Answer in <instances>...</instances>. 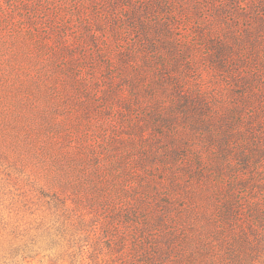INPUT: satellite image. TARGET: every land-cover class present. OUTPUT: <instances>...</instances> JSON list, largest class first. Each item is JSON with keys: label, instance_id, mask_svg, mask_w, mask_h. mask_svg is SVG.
Listing matches in <instances>:
<instances>
[{"label": "rangeland", "instance_id": "rangeland-1", "mask_svg": "<svg viewBox=\"0 0 264 264\" xmlns=\"http://www.w3.org/2000/svg\"><path fill=\"white\" fill-rule=\"evenodd\" d=\"M152 1L0 0V249L74 196L61 180L93 212L136 204L167 228L221 226L227 197L264 204V153L246 154L264 152V0H186L178 17ZM77 251L22 264H86ZM97 263L114 264L106 246Z\"/></svg>", "mask_w": 264, "mask_h": 264}, {"label": "trees", "instance_id": "trees-1", "mask_svg": "<svg viewBox=\"0 0 264 264\" xmlns=\"http://www.w3.org/2000/svg\"><path fill=\"white\" fill-rule=\"evenodd\" d=\"M155 3L162 10L168 9V15L174 14L175 17L183 16V8L187 4L186 0H153L146 8L147 13L156 12ZM167 24H161L166 31ZM225 41L222 40L221 47H227ZM229 129L232 127L228 126L224 133L228 138L231 134ZM228 138H224L222 145H226ZM253 146L247 152L244 150L246 154L254 151L264 153L257 145ZM224 152L225 158H228V151L224 149ZM241 153L240 161L249 164L250 158ZM82 159L86 160L82 166L99 162L94 155ZM76 162L71 163L72 171L80 165ZM93 167L97 171V179H101L100 170ZM235 170L234 167L233 174ZM255 183L257 180L235 185L249 187ZM58 188L70 191L74 196L63 194L62 197L52 198L48 203L52 209L49 217L39 222L36 233L23 234L26 238L17 239V242H10L6 248L0 249V264H22L36 258L44 250L55 251L59 256L75 255L79 254L77 249L81 254H88L82 258L86 264H93L105 246L111 252L114 264H264V204L252 192L249 193L250 202L246 210L239 200L235 202L229 197L222 200L218 216L221 226L193 229L173 225L167 228L168 220L160 216L157 221L156 218L154 220L157 224H165V229L158 231L153 228L154 220H134V215L139 217L138 212H133L134 208L137 209L136 204L128 210L118 206L109 210L107 204L103 206V215L99 211L93 212L97 208V200L89 191L79 194V186L70 180H61ZM97 189L95 185L94 191ZM259 190L264 191V186H258ZM105 201L106 198H101V202ZM17 229H14V233ZM52 264H58V259H53Z\"/></svg>", "mask_w": 264, "mask_h": 264}]
</instances>
